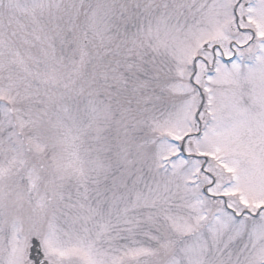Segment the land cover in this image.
<instances>
[{
	"label": "snow or ice",
	"instance_id": "1",
	"mask_svg": "<svg viewBox=\"0 0 264 264\" xmlns=\"http://www.w3.org/2000/svg\"><path fill=\"white\" fill-rule=\"evenodd\" d=\"M0 264H264V0H0Z\"/></svg>",
	"mask_w": 264,
	"mask_h": 264
}]
</instances>
